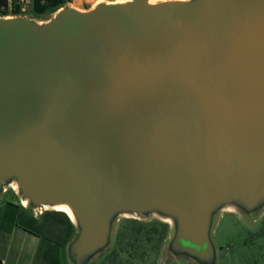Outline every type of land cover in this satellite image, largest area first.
Masks as SVG:
<instances>
[{"label": "water", "instance_id": "obj_1", "mask_svg": "<svg viewBox=\"0 0 264 264\" xmlns=\"http://www.w3.org/2000/svg\"><path fill=\"white\" fill-rule=\"evenodd\" d=\"M67 205L69 264L121 216L172 223L170 253L218 264L222 210L264 209V0H124L0 14V199Z\"/></svg>", "mask_w": 264, "mask_h": 264}, {"label": "rangeland", "instance_id": "obj_2", "mask_svg": "<svg viewBox=\"0 0 264 264\" xmlns=\"http://www.w3.org/2000/svg\"><path fill=\"white\" fill-rule=\"evenodd\" d=\"M124 0H71L72 5L81 10L94 8L100 2H116ZM53 11L40 16L33 12L32 0H25L21 15L36 19H46L52 16ZM12 14V13H9ZM8 196L14 195L12 188L6 192ZM47 212V211H46ZM36 216L43 219L46 213ZM35 217V216H34ZM128 219H136L144 223V230L140 234L133 231V223ZM164 222L169 225L167 238L157 250L154 240L145 238V231L154 222ZM172 223L158 214L147 217L121 216L116 223L113 239L110 246L95 258V264H197L188 258L174 257L168 248L172 237ZM264 209L255 216L247 217L236 209L222 210L216 218L213 235L218 248V264H264ZM119 234L122 237L119 239Z\"/></svg>", "mask_w": 264, "mask_h": 264}, {"label": "crops", "instance_id": "obj_3", "mask_svg": "<svg viewBox=\"0 0 264 264\" xmlns=\"http://www.w3.org/2000/svg\"><path fill=\"white\" fill-rule=\"evenodd\" d=\"M29 213L17 195L0 199V264H69L62 232H33L20 224Z\"/></svg>", "mask_w": 264, "mask_h": 264}, {"label": "trees", "instance_id": "obj_4", "mask_svg": "<svg viewBox=\"0 0 264 264\" xmlns=\"http://www.w3.org/2000/svg\"><path fill=\"white\" fill-rule=\"evenodd\" d=\"M25 0H0V14H21L23 8V2ZM71 0H32L33 12L40 16L49 11H54L58 7L68 3ZM133 223V231L136 234H140L144 230V223L136 219H128ZM20 224L25 228L36 233H47L58 231L62 232L66 238H69L75 227L70 218L65 212L62 211H47L43 219H37L33 215L29 217L22 216L20 218ZM169 231V225L164 222H154L151 227L145 231V238L148 241H153L155 238L154 248L159 249L160 245L167 238ZM260 236L264 234L263 231L259 232ZM122 237L119 234L118 238ZM98 264V263H97Z\"/></svg>", "mask_w": 264, "mask_h": 264}, {"label": "bare ground", "instance_id": "obj_5", "mask_svg": "<svg viewBox=\"0 0 264 264\" xmlns=\"http://www.w3.org/2000/svg\"><path fill=\"white\" fill-rule=\"evenodd\" d=\"M151 2H156L158 0H150ZM57 209L63 210L65 211L68 215L73 217L72 211L71 209L67 206V205H61L59 207H57Z\"/></svg>", "mask_w": 264, "mask_h": 264}]
</instances>
